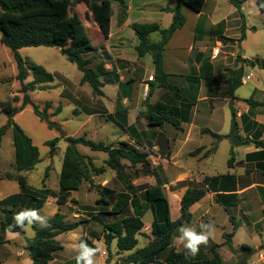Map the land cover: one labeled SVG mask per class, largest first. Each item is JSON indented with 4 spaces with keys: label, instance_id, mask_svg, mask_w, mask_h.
<instances>
[{
    "label": "crops",
    "instance_id": "0c3cea01",
    "mask_svg": "<svg viewBox=\"0 0 264 264\" xmlns=\"http://www.w3.org/2000/svg\"><path fill=\"white\" fill-rule=\"evenodd\" d=\"M123 1L127 7L125 22L119 24L118 8L115 4L112 7L111 33L108 38L92 21L98 34L103 37V42L95 44L100 47L97 52L84 56L92 60L90 65L92 68L99 66L100 70L108 73L107 76L100 77L104 95L95 96L92 93L88 97H80L77 94L79 90H73L69 86L64 88L60 97H72L82 106L87 117L98 118L100 127L112 124L120 132L113 141L107 138L104 140L99 138L97 141L95 137H91V140L114 145L128 143L148 155L150 165L142 166L145 173L140 172V180L145 181L141 184L154 186L156 181L152 170L162 167L168 179L166 194L173 221L181 217V200L188 189H208L205 197L192 205L191 216L184 224L195 227L197 231H200L201 223H211L214 227L221 228L222 240L217 243L212 236L208 244L200 248L204 254H208L212 243L221 245L224 242L223 235L232 232L230 217H233L240 225L236 234L246 230L252 234L253 239H256L254 246L251 247L257 249L259 261L264 264V148L253 143L264 142V77L257 82L252 72L253 65L244 62L262 61L264 57L259 53L251 54L245 48L250 36L258 32L257 26L249 24L246 2L242 10L248 25L245 29L246 36L242 40L240 38L243 18L228 0L224 1L230 6L227 10L222 7L221 0H204L200 12L186 5L181 6L186 23L183 28L174 32L163 51V70L169 76V84L177 89L171 93L157 86L153 56L151 54L139 56L136 50L139 40L131 25L157 23L162 29L170 28L174 18L171 10L177 8L179 0ZM261 14L264 15L262 12ZM158 36L161 39L159 33L151 34L150 42L156 43L153 40ZM224 37L233 41L225 43L220 40ZM212 42L218 45L215 49L220 51L216 57L211 56ZM98 61L102 64L98 65L96 63ZM236 63L242 64L244 74L242 85L231 98L227 82L232 72L224 69H233ZM116 78L118 82H111ZM248 86L249 92L242 94L241 90ZM149 109L155 111L178 109L180 113L176 114L175 118L180 121V128H175L169 122L162 127L149 126L143 116ZM124 113L127 116V126L130 127L128 130L120 125L115 116ZM233 117L239 135L250 141L249 144L232 148L230 139L217 140L205 132L209 130L214 134L228 135ZM199 149H202L201 153L194 155ZM222 149L228 154L226 167L223 169L217 163V156ZM232 149L235 160L229 167ZM123 163L129 164L126 160ZM224 176L233 179L206 183L207 180ZM109 189L114 191L112 188ZM147 189L134 188L133 190L140 191L133 197L144 204L142 195L145 196ZM221 195L223 198L219 201L218 197ZM148 212L152 211L150 209L146 211L143 221ZM153 220L154 216L148 225L144 221L143 232L147 234V244L153 240L151 234ZM78 229H82L84 234L78 237L77 242L74 241V245L81 240L91 245L83 225ZM178 229L173 247L176 251H183V246L177 241ZM61 245L64 250L65 246L62 243ZM222 247L219 248L220 254ZM59 253L54 254L51 264L56 263ZM128 254H123L122 258ZM67 260L73 264L72 259ZM25 263L32 264V261L29 258ZM97 264H107V259L100 256Z\"/></svg>",
    "mask_w": 264,
    "mask_h": 264
},
{
    "label": "trees",
    "instance_id": "16d2710c",
    "mask_svg": "<svg viewBox=\"0 0 264 264\" xmlns=\"http://www.w3.org/2000/svg\"><path fill=\"white\" fill-rule=\"evenodd\" d=\"M228 1L239 11L243 18L242 36L240 38L242 40L246 36L244 13L242 10V6L246 0ZM254 1L259 10L264 14V0ZM83 2L88 8L87 18L99 26L106 38L111 33L113 4L121 6L119 24H123L126 20L127 7L123 0H0L1 39L3 44L14 54L19 69L20 93L23 95L20 107H12L9 103L0 101V112L4 111L9 119V124L0 128V145L2 137L5 135L7 129L11 127L15 150V169L18 174L34 170L41 162V157L38 147L33 144L31 138L23 129L14 122V117L23 111L27 105L32 104L31 93L36 90H47L49 89V85L54 82L53 74L49 73L44 67L29 64L28 69L32 71L34 80L24 83L28 76V69L25 67L24 59L19 54L20 49L27 47L60 48L67 61L76 65L82 73L80 84H88L95 96L104 95L102 91L103 83L100 77L107 76L108 73L102 69L98 71L92 68L90 66L92 60L84 57L87 54L97 52L100 47L95 46L80 14L75 10L76 6ZM203 3L204 0H179L177 8L171 10L174 18L171 27L168 29H162L157 23H134L131 25L139 40L136 46L139 56L143 57L146 54L153 56L157 86L165 88L171 93L177 89L169 84V76L163 70V51L174 32L183 28L186 23V18L181 12V6L186 5L194 11L200 12ZM153 33L160 34V41L156 43L150 42L149 36ZM244 62L253 66L258 65L264 69V60H246ZM243 74V67L232 71V76L228 80V94L231 98L234 97L235 91L242 85ZM117 80L116 78L115 80H111V82L116 83L118 82ZM34 107L35 114L41 120H46V117L39 112L38 107L36 105ZM59 111L60 107L57 112ZM178 113H180L178 109L168 111L149 109L148 113L143 116L149 126L162 127L166 122H169L179 129L180 121L175 118V115ZM115 116L122 127L126 130L130 129L127 126V116L125 113L122 115L116 114ZM205 132L210 133L217 140L230 139L232 148L250 143V141L244 140L239 135L234 117L231 131L228 135L214 134L209 130H205ZM58 142L59 139L56 138L47 143L50 147L51 157L56 154ZM253 143L258 147L264 148L263 141H255ZM78 145H84L94 152L106 153L108 155L106 161L107 167L117 173L123 172L125 168L123 160L128 161L131 166L150 165L148 155L128 143H120L117 147H113L104 142H96L85 137H68L59 178V191L54 192L46 187L35 189L30 186L26 176L19 175L16 181L20 188V194L11 195L0 201V209L5 215L0 223L3 231L22 236L25 235V229L15 227L9 229V226L14 224V212L21 206L22 198H26L24 204L26 209H36L38 211L42 209L49 198H55L57 204L61 207L69 203L79 204L78 200L71 198L72 192L81 189L83 181L90 179L91 171L100 173L103 170L95 168L90 157L81 155L77 148ZM201 151L202 149L197 150L194 155L201 153ZM234 160L235 153L232 149L228 161L229 167L232 166ZM160 171L162 169L159 167L152 170V174L156 179V185L146 190L144 204L139 199H135L129 192L116 193L106 187L100 191L101 198L97 201V204L110 208V211L103 212L102 214L120 217L118 220L106 224L103 229V236L108 248L113 240H116L118 255L129 253L127 256L121 258L119 262L122 264H225L218 249L227 245L232 253L237 256L240 264H248L254 248L247 244H243L239 249L234 248L232 240L240 225L233 217H230L233 225L232 232L223 235L225 240L223 244L212 243L208 254H204L200 250L199 254L195 258H192L190 256L186 257L185 249L183 251H176L173 244L177 229L189 220L192 205L204 198L208 189H188L181 200V217L173 221L165 189L167 182L162 179ZM228 179L233 178L228 176L217 177L207 180L206 183H218L219 181H226ZM222 198V195L219 196V201ZM7 207H11V209L8 210ZM149 209L154 216L151 230L153 240L145 247L137 249L139 245L138 237L142 235V230L145 227L143 218ZM48 223L50 227L47 228L33 225L34 237H24L25 249L32 264H50L54 260V254L63 249L57 237L78 229L81 225L87 223V221H68L66 215L57 212L48 218ZM161 256H163L162 260L160 259Z\"/></svg>",
    "mask_w": 264,
    "mask_h": 264
},
{
    "label": "rangeland",
    "instance_id": "374dc122",
    "mask_svg": "<svg viewBox=\"0 0 264 264\" xmlns=\"http://www.w3.org/2000/svg\"><path fill=\"white\" fill-rule=\"evenodd\" d=\"M221 1L222 7L227 10L230 6L225 4V0ZM115 5L118 8L119 21L121 6L119 4ZM75 10L80 14L93 43H102L103 37L98 34L93 22L87 18V5L83 2L76 6ZM246 13L249 16V24L255 27L257 26L258 32L250 36L249 40L245 43V48L251 54L259 53L264 57V25H262L264 15L262 16L254 0H246ZM245 21L246 29L248 20L246 19ZM230 34H233V32H230ZM220 40L225 43L233 41L226 37ZM153 41H160V37L158 36L154 38ZM210 46L211 56L216 57L215 48L218 45L212 42ZM19 54L24 59L25 67L27 69L29 68V64L42 66L49 73L53 74L54 82L49 85V89L47 90H36L31 93L30 97L32 104L27 105L23 111L19 112L14 117V122L23 129V131L31 138L33 144L39 149L41 162L37 167L30 172L18 174L15 169V150L13 145L12 128L9 127L5 135L2 137L0 145V201L11 195L20 194V188L16 181L19 175L26 176L30 186L35 189L46 187L54 192H58L59 178L67 148L68 137H85L90 140L91 137H95L97 141L99 138L102 140L107 138L108 140L113 141L116 140L117 134L120 133L112 124L100 127L98 118L87 117L86 113L83 112L82 106L73 100L72 97H60L64 88L69 86L73 90H79L77 94L80 97H88V95L92 94V89L88 84H80L82 73L76 65L67 61L60 48L27 47L20 49ZM96 63L98 65L102 64L99 61ZM239 67H242V64L236 63L233 69L226 68L224 70L231 73ZM95 69L98 71L100 70L99 66ZM252 72L253 76L256 77L255 80H257V82L258 80L261 81L264 77V69L257 65L252 66ZM18 75L19 69L14 54L3 44L0 34V101L7 102L12 107H20L23 101V95L20 93L21 82L18 80ZM231 76L232 75L230 74V77ZM33 80L34 75L32 71L28 69V76L24 83H29ZM249 87L250 86L245 87L241 90V93H248ZM34 105L38 107L39 112L46 117V120H41L35 114ZM59 107L60 111L57 112ZM8 124L9 119L6 113L1 111L0 128L7 126ZM56 138L59 139L57 151L56 154L51 157L50 147L47 143ZM105 144L113 147L118 146L117 144L114 145L108 142ZM77 148L81 155L92 159L95 168L102 169L103 171L100 173L91 171L90 179L83 181L81 189L71 194V198L78 200L79 204L69 203L68 205L61 207L57 204L55 198H50L39 212L42 216H46L47 218L52 217L57 212H61L66 215L68 221H87V223L83 224L85 234L91 240V246L99 249L96 262H99L101 256L102 258L107 259V264H122L119 260L123 255H118L117 241L113 240L108 248L103 236L104 226L118 220L120 217L102 214L103 212L110 211V208L104 207L102 204H97V201L100 200V191L104 187L112 188L116 193L127 191L132 196L140 190H143L145 187L149 188L147 184H141L145 180H140V172L143 171L145 173V170H142L141 165L131 166L129 163L127 165L125 164L123 172L117 173L107 167L106 161L108 155L106 153L91 151L84 145H78ZM227 155L228 154L222 149L217 156V163L221 169L226 167ZM124 161L125 160L122 162ZM159 168L162 169L160 166ZM160 174L162 179L168 184V179L163 169L160 171ZM137 187H140V190H133ZM142 198H144L143 195ZM25 202L26 198H22L21 206H19L14 213L26 209L24 207ZM172 202L173 205H175L174 199ZM7 209L10 210L11 207H7ZM4 217L5 215L0 209V223ZM152 219V212H148L144 219L145 224L148 225L151 223ZM214 228L215 231L213 238L215 242L219 243L222 240V231L220 227L215 226ZM82 231V229H76L62 234L57 238V240L65 246V249L61 250V252L58 251V253H60L57 254V261L54 264H64V261L67 259H72L73 264H76V252L72 249L74 248V241L76 240L77 242L78 237L82 236ZM34 234L33 226L25 229L24 236L3 231L0 226V264H24L25 261L29 260L30 257L25 249L26 244L24 237L33 238ZM138 239L139 245L137 246V249H141L147 245V234L146 232H143V230L142 235L139 236ZM87 241L89 240L87 239ZM255 241L256 239H253L250 232L241 230L233 237L232 244L234 248H238L243 244L254 246ZM219 250L220 249H218V251ZM221 255L225 264H240L237 256L232 253L227 245H224L221 248ZM160 259L162 260L163 256H161ZM108 260L110 261L108 262ZM70 263L71 262H68L67 260L65 264ZM248 264H263L259 261V253L257 252V249H254Z\"/></svg>",
    "mask_w": 264,
    "mask_h": 264
},
{
    "label": "clouds",
    "instance_id": "9594fccd",
    "mask_svg": "<svg viewBox=\"0 0 264 264\" xmlns=\"http://www.w3.org/2000/svg\"><path fill=\"white\" fill-rule=\"evenodd\" d=\"M14 224L9 229L20 228L26 229L33 225H39L41 228L50 227L48 218L42 216L36 209H22L13 216ZM200 231L191 225H182L179 229L177 241L186 250V257L195 258L202 245H207L209 239L213 236L215 228L211 223H201ZM76 252V264H97L96 257L99 249L89 245L88 242L81 240L74 245Z\"/></svg>",
    "mask_w": 264,
    "mask_h": 264
},
{
    "label": "built area",
    "instance_id": "2783aa9c",
    "mask_svg": "<svg viewBox=\"0 0 264 264\" xmlns=\"http://www.w3.org/2000/svg\"><path fill=\"white\" fill-rule=\"evenodd\" d=\"M219 52H220V51H219V49H216V50H215V54H217V55H218V54H219Z\"/></svg>",
    "mask_w": 264,
    "mask_h": 264
}]
</instances>
